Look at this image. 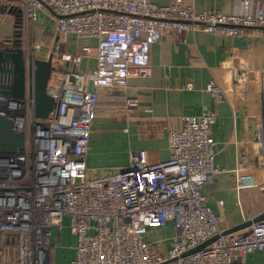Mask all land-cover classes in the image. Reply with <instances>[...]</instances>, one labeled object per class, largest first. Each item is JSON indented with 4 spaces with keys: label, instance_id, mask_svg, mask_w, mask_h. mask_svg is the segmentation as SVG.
Here are the masks:
<instances>
[{
    "label": "built area",
    "instance_id": "2783aa9c",
    "mask_svg": "<svg viewBox=\"0 0 264 264\" xmlns=\"http://www.w3.org/2000/svg\"><path fill=\"white\" fill-rule=\"evenodd\" d=\"M3 1L21 10L23 29L36 26L44 8L53 12L55 52L71 35L92 38L96 46L62 56L75 65L93 56L94 91L62 85V78L49 92L57 102L53 116L36 118L27 91L22 100L0 95V115L25 137L20 153L0 158V264H246L249 255L264 251V220L224 234L206 206L202 190L218 173L209 135L214 111L204 107L200 116L181 119V129L168 134L170 156L164 162L150 165L139 152L123 169L86 165L100 90H124L130 78L151 77L150 47L163 38L179 41L199 32L239 39L246 30L264 28V2L243 0L244 14L225 15L197 11L182 0L166 6L151 0ZM39 50L34 45L26 63ZM207 92L217 103L224 99L213 82ZM138 105L137 98H128L125 113ZM65 220L73 256L57 261ZM167 226L168 238L146 237Z\"/></svg>",
    "mask_w": 264,
    "mask_h": 264
},
{
    "label": "crops",
    "instance_id": "0c3cea01",
    "mask_svg": "<svg viewBox=\"0 0 264 264\" xmlns=\"http://www.w3.org/2000/svg\"><path fill=\"white\" fill-rule=\"evenodd\" d=\"M182 1L197 11L244 14L243 0ZM151 2L166 6L169 0ZM55 18L53 12L44 8L36 24L43 42L35 60H46L51 54L53 58L49 92H55L65 77L62 85L93 92V56L83 57L78 65L65 62L62 56L80 55L84 47L94 49L96 41L71 35L55 52ZM14 21L15 16L0 14V40L12 36ZM149 63L151 77L130 78L124 90L98 92L94 133L86 157L88 169H123L129 165L130 156L139 152L145 154L150 165L166 161L170 156L169 132L180 130L183 117H198L205 107L216 114L209 135L214 143L213 167L218 170L214 182L202 190L206 206L225 231L263 214L264 192L260 186L264 185V158L259 136L264 30H246L239 39L199 32L187 33L179 41L163 38L150 47ZM211 82L224 93L223 101L217 103L207 92ZM186 84H191V90L183 89ZM128 98L139 100L138 108L130 114L124 111ZM153 232L156 231L146 237L150 239ZM157 232H164L166 238L171 235L169 226ZM63 241L69 249L74 245V241L68 244V235ZM71 256L72 250L68 259ZM246 264H264V251L249 255Z\"/></svg>",
    "mask_w": 264,
    "mask_h": 264
},
{
    "label": "water",
    "instance_id": "95a60500",
    "mask_svg": "<svg viewBox=\"0 0 264 264\" xmlns=\"http://www.w3.org/2000/svg\"><path fill=\"white\" fill-rule=\"evenodd\" d=\"M0 14L15 16L12 36L9 39L0 40V95L22 100L27 91L29 94H33L34 115L36 118L46 119L53 116L57 108V102L48 90L53 73L52 54L46 60H33L31 63H26L22 44L23 21L21 10L13 6L0 5ZM257 29L264 30V28ZM262 82L259 141L262 144L264 158V73ZM24 143V133L18 131L10 119L0 115V158L9 159L20 153L24 148ZM262 220H264V213L227 230L224 234L243 230L252 223ZM213 241L214 239L210 240L206 245ZM198 250L199 248L194 251Z\"/></svg>",
    "mask_w": 264,
    "mask_h": 264
},
{
    "label": "rangeland",
    "instance_id": "374dc122",
    "mask_svg": "<svg viewBox=\"0 0 264 264\" xmlns=\"http://www.w3.org/2000/svg\"><path fill=\"white\" fill-rule=\"evenodd\" d=\"M0 3L7 4L3 0H0ZM6 35L9 36L10 32H7ZM10 36L8 38L5 37L3 39H9ZM42 39H43V36H42L41 32L39 31L37 26L29 27V28H25V29L22 28V44H23V48H24L26 57H30V54L32 52V48H33L34 45H38V46L40 45L41 46V44L43 42ZM67 225H68V220H65V227L63 229V235H64V238H65L66 235H68V244L72 245L73 244V240L69 236V231H68ZM165 236L166 235H164V232H157V231L153 232L152 234H149V238L152 241L165 239L166 238ZM64 238H63V240H64ZM68 247L64 246L61 249L57 250V252H56L57 256L60 255L59 259H57V260H60V259L61 260L62 259L66 260V259H68L70 257V250H69Z\"/></svg>",
    "mask_w": 264,
    "mask_h": 264
},
{
    "label": "trees",
    "instance_id": "16d2710c",
    "mask_svg": "<svg viewBox=\"0 0 264 264\" xmlns=\"http://www.w3.org/2000/svg\"><path fill=\"white\" fill-rule=\"evenodd\" d=\"M11 251H13L14 250V245L12 244H9L8 246H7ZM72 257V256H71ZM14 260V259H13Z\"/></svg>",
    "mask_w": 264,
    "mask_h": 264
}]
</instances>
